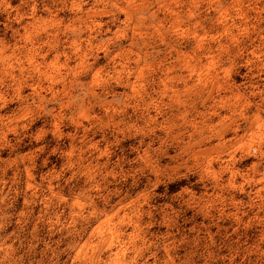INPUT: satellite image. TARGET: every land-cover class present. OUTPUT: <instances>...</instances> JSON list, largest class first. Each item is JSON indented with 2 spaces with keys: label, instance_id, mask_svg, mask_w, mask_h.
I'll return each instance as SVG.
<instances>
[{
  "label": "clouds",
  "instance_id": "9594fccd",
  "mask_svg": "<svg viewBox=\"0 0 264 264\" xmlns=\"http://www.w3.org/2000/svg\"><path fill=\"white\" fill-rule=\"evenodd\" d=\"M0 264H264V0H0Z\"/></svg>",
  "mask_w": 264,
  "mask_h": 264
}]
</instances>
